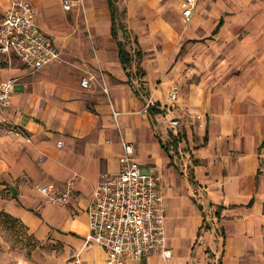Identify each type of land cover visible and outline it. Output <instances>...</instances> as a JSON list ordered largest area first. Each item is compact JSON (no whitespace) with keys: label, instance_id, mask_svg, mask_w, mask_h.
<instances>
[{"label":"crops","instance_id":"crops-1","mask_svg":"<svg viewBox=\"0 0 264 264\" xmlns=\"http://www.w3.org/2000/svg\"><path fill=\"white\" fill-rule=\"evenodd\" d=\"M12 1L0 0V21ZM28 1L65 61L32 71L0 52V81L16 78L5 116L24 133L0 134V218L41 244L60 241L63 264H105L104 249L84 242L87 208L100 175L120 170L126 139L160 176L172 256L125 264H264V0H197L189 18L186 0H118L143 77L119 59L108 0H74L69 11L60 0ZM87 73L98 82L84 88ZM68 183L67 205L38 190Z\"/></svg>","mask_w":264,"mask_h":264},{"label":"built area","instance_id":"built-area-1","mask_svg":"<svg viewBox=\"0 0 264 264\" xmlns=\"http://www.w3.org/2000/svg\"><path fill=\"white\" fill-rule=\"evenodd\" d=\"M60 2L66 11L74 6L73 0ZM196 3L197 0H186L184 16L190 17ZM34 12L30 1L13 0L0 21V52L16 56L32 71L52 62L65 61L58 47L38 25ZM15 81L13 77L0 81V134L24 135L22 128L5 116ZM97 82L92 73H87L80 80L84 88ZM98 84L105 93H109L104 82ZM177 97L178 86H174L169 99L175 101ZM152 103V98H149L145 109ZM113 114L118 124L119 112L114 110ZM169 124L176 131L180 120L171 119ZM121 145L120 170L102 173L93 187L87 208L88 232L84 242L98 244L104 249L105 264H125L128 259L140 260L153 254L168 261L172 250L166 237V210L160 192V176L155 167H143L136 160L133 142L122 139ZM38 190L51 204L67 205L71 201L74 185L68 183L60 191L43 185ZM79 263L78 256L65 262Z\"/></svg>","mask_w":264,"mask_h":264},{"label":"rangeland","instance_id":"rangeland-1","mask_svg":"<svg viewBox=\"0 0 264 264\" xmlns=\"http://www.w3.org/2000/svg\"><path fill=\"white\" fill-rule=\"evenodd\" d=\"M75 5L76 1H74ZM173 10L169 9L170 12ZM130 48L132 52L137 48L133 41L130 43ZM134 63L136 64L135 61ZM134 73L133 76L136 77ZM137 76L140 75L137 74ZM181 199L183 200V198ZM203 226L205 229L207 228L206 221ZM213 251L214 249L206 246L205 253L208 257H213ZM47 254L52 257L57 256L58 264H63L66 259L62 256L60 241L41 244L33 235H29L21 224L10 226L5 218H0V264H45L49 260Z\"/></svg>","mask_w":264,"mask_h":264},{"label":"trees","instance_id":"trees-1","mask_svg":"<svg viewBox=\"0 0 264 264\" xmlns=\"http://www.w3.org/2000/svg\"><path fill=\"white\" fill-rule=\"evenodd\" d=\"M118 0H108V6L110 9L111 14V32L112 35L117 40L118 45V51H119V59L124 67L125 70L129 69L131 67V64L133 61H136V75L139 74L140 77H143L145 75L144 69L141 67L140 63L143 59V52L140 48H136L133 52L130 50L131 48L128 47L133 41L137 47L138 40L137 37L131 36L130 30L128 29L127 25L123 21L124 15H125V9L120 8L118 6ZM127 74L131 75V72L127 70ZM135 93L139 95V91L135 89ZM150 111H153V107L150 105L148 108ZM3 218L6 219L8 222V225L13 226V224H17V220L11 218L7 214H2ZM24 226V225H22Z\"/></svg>","mask_w":264,"mask_h":264}]
</instances>
